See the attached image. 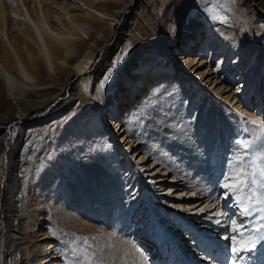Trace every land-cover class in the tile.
<instances>
[{
  "label": "rangeland",
  "instance_id": "1",
  "mask_svg": "<svg viewBox=\"0 0 264 264\" xmlns=\"http://www.w3.org/2000/svg\"><path fill=\"white\" fill-rule=\"evenodd\" d=\"M25 1L30 9L33 8L34 17L38 19L35 5L32 7L30 0ZM19 2L23 9V3L21 0ZM250 2L251 0H133L127 9L118 11L117 19L102 37L96 60L93 65L89 64L92 65L88 75L91 76L94 96L101 104L105 117L100 108L94 106V103H97L95 98L84 96L81 92L76 77L69 90L51 108L27 113L18 109L12 119L0 122V134L5 131L10 138L5 146L0 140L1 264H43L45 256L50 253L47 251L50 244L54 247L51 251H55L54 264H70V261L76 260L77 257L84 261V264H87L86 257L91 258L92 264H109L110 261L116 262L121 258V251H111L116 249L114 245L117 237H124L125 240L129 237L123 235H131V241L138 243V247L146 252L148 261L155 264L149 258L152 253L149 254L148 249L137 238H143L139 235V229L144 228L142 223L153 215V208L156 207L159 216L154 220H157V224H161L160 220L163 224L170 222V225H173V228H170L174 230L173 235L176 238L182 236L180 241L184 240L183 248L191 246V240L188 235L184 237V233L181 234L184 226L181 229L176 228L182 226L178 219L189 223L187 218H190L197 225L205 222L217 225L214 213L225 212L228 207L227 202L221 206L224 190L219 184L223 182V175L231 170L237 158L247 154L238 142H252L253 147L249 151L264 146V134L261 131L264 129L263 72L248 94L236 91L240 81H244L251 74L255 63L253 65L252 59L247 70L242 67L245 57L241 56L242 60L240 59L238 67L232 72L229 68L234 67L237 59L233 57L236 53L230 54L234 45L230 44L229 49H223L226 44L224 42L217 47L222 40L218 35L220 28L228 32L235 29L234 36L238 37V40L244 37L243 44L236 48L241 52L246 50L244 46L254 32L259 31L264 35V16L259 13L257 5H251ZM48 5L50 8L53 6L51 2ZM37 7L40 9L39 4ZM211 9H215L225 20L222 22L213 19ZM40 12L39 10V16L42 13ZM7 15L9 13L6 11L4 16ZM245 28L247 31H241ZM159 37L165 39L170 52L152 48L154 43L147 42L155 41ZM214 44H217L216 47ZM212 49L215 50L214 54ZM188 53H202L204 66H209L208 70L218 68L222 56L230 54L229 59L225 61L227 67L217 75L220 79L223 73L227 74L229 70L228 73H231L233 78L222 79L229 87L220 91V95L210 94L209 99L202 92L199 93L200 88H197L194 77L180 74L184 72L182 70L178 73L183 56ZM79 61H83V58ZM109 70L111 75L105 82L103 78L108 75ZM1 79L0 99L5 100V104L9 101L8 97L14 100V95H20L21 91L18 89L22 87H26L28 96L33 99L57 89V84L52 86L53 82L49 88L30 84L23 86L22 82H19V88H14L13 91ZM202 84L207 85V79ZM211 87L213 88L214 84ZM190 94V100H196L194 106L187 104ZM107 118L115 124L116 131L107 124ZM255 133L260 134L258 139H263L262 142L256 140ZM129 135L136 140L144 139L146 144L133 152L130 147L127 152L123 148L132 144L125 146L123 141ZM126 143L127 140L124 144ZM186 144L190 149L196 145L198 161H187V151L184 148L178 153L174 151L175 148ZM13 151L18 154V170L12 175L8 163ZM179 152L181 155H178ZM129 153L134 155L141 170L147 171L144 175L141 174L145 177L146 184L150 182L149 175L151 178L164 180L153 184V193L147 192L143 181L135 186L137 179L141 180L140 174L135 182L130 179L131 176H127L132 167L130 163L129 167L125 166L123 159L130 156ZM199 161L200 164L196 163ZM130 162L132 163L131 159ZM195 164L204 167L205 172H201L203 185L209 187V191L218 189V198L211 201L214 203L212 207L200 211L208 205L209 202H206L184 218L187 212L179 213L178 210H183L182 206H185L184 209L194 206L198 196H194V200L190 202L181 200H187L195 191L190 194L186 189L175 193H167L166 190L165 195L158 194L163 188L174 186L175 180L179 178L189 179L191 176L192 179L190 167L194 168ZM175 171H178L177 175L183 172L184 177L176 178L172 173ZM203 185H200L202 191L206 190ZM209 191L202 195L206 196L205 200L210 201L208 196L212 191ZM175 194L182 195V198L172 196ZM149 195L154 202L150 203ZM11 196L13 201L10 202ZM113 196L115 199L117 197L114 202L111 201ZM171 206L180 208L172 211ZM130 207L134 210L128 213ZM231 207L234 209L235 205L232 204ZM148 209L151 215L148 214ZM164 209L176 214L177 220ZM124 213L128 214V225L121 219ZM227 213L229 214V211ZM110 214L114 216L113 220ZM233 218L244 219L238 213ZM219 219L224 221L226 217L221 216ZM31 222H36L33 229L28 227ZM203 226L209 227L211 231V225ZM138 227L140 228L136 229ZM46 229L49 230L51 238L44 241L41 238L44 237L43 232ZM158 231L156 230L154 235H158ZM195 231L197 232L192 238L199 242L204 240L203 237L205 243L209 239L220 243L223 239V235L218 240L199 227L195 228ZM114 234L117 237H114ZM85 238L87 245L84 244ZM220 244L226 249L224 243ZM216 248H213V252ZM218 252L222 253V250ZM157 256L159 257V254ZM199 259L205 261L208 258L199 256ZM118 262L134 264L132 258H122Z\"/></svg>",
  "mask_w": 264,
  "mask_h": 264
},
{
  "label": "bare ground",
  "instance_id": "2",
  "mask_svg": "<svg viewBox=\"0 0 264 264\" xmlns=\"http://www.w3.org/2000/svg\"><path fill=\"white\" fill-rule=\"evenodd\" d=\"M21 2L23 3L26 13L25 11H23L24 8L22 9L19 0H12L11 5L8 3V0H0V79L2 78L5 81L6 85H8L7 87H9L11 90L13 89V91H14V88L16 89L19 88L18 86L19 82H22L21 85L24 84L25 86H27L26 84H30L32 86L37 85L40 87L43 86V87H48V88H49V85L53 82L52 86L55 87L54 84H57V89H55L53 92L47 95L44 94V96L33 99L28 96L27 94L28 90H26V87L25 88L22 87L18 89L21 91V94L16 95L18 97L14 95L13 97L14 100H10V98L8 97L9 101L5 104V100L0 99V122L4 120L12 119V117L16 116V112L18 111V109L23 110V113L24 112L27 113L28 111L38 112L43 109L47 110L51 108L52 105L57 103L62 98V95L66 91L69 90L72 81L76 77L78 78L77 86L80 88L81 92L84 94V96L88 95V96H91L92 98H95L97 103L93 102L94 106L96 107L98 106L100 108V111L103 113L105 117L106 115L104 113V110L102 109L101 104L99 103L97 98L94 96L91 76L88 75V73L93 65V62L97 58L98 49L102 44V37L105 36V34L107 33L108 27L112 25V23L117 19L118 11L122 9L123 10L127 9L129 6H131L130 4L133 2V0H30V2L32 3V7L33 5H35L38 19L34 17V14L32 12L33 8L30 9L29 6H27L29 4L26 3L25 0H21ZM50 2L53 5L51 8L48 5V3ZM250 3L251 5L252 4L257 5V8L260 11L259 13L262 16H264V0H251ZM38 4L40 6V9L37 7ZM39 10L42 12V13L40 12L41 16H39L40 14H38ZM6 11L9 13V15L4 16V13H6ZM17 17H19V19H17ZM218 31H220L218 32V35L221 36L222 40H220L219 45H217L218 43L214 44V47H216L217 45V47L219 48L220 44L222 45L224 42H226V44L223 45L224 46L223 49H229L230 44L234 45L232 47L233 50L230 52V54L236 53L233 57H236L237 59L234 62V67L229 68V70L231 69V71L233 72L238 67L241 56L242 58L245 57V60L242 66L245 69L249 67V64L252 61V59H253V65L255 63L254 69H252L251 74H249L248 78L245 79L244 81H240V84L237 87V89H239V92L248 94L252 90L253 85L259 81V78L262 72L264 75V35L262 33L261 35L259 31L254 32V34L249 38V41H247V43L244 46L246 47V50L243 49V52H241L237 50L236 48L238 47L239 44H243V41H244L243 36L238 40L237 39L238 37L236 38L234 36L236 34L235 29L234 31L231 30L233 32H228V30L227 31L221 30V28ZM241 31H247V28L242 29ZM147 42L154 43V45H152V48H155V49L160 48L163 52H166V51L170 52V48L168 44L166 43L165 39H160L159 37L155 41L147 40ZM211 51H212V54H214L213 51L215 52V50L212 49ZM243 53H246L247 55ZM230 54L228 55L225 54L224 56H222V59L220 60V64L218 68H216L217 70L216 69L208 70L209 66H204L205 61H204V57L202 56L203 55L202 53H198L196 55L192 53L191 54L188 53L187 55L183 56V63L180 64L178 73H180V71L182 70L184 72L180 74L182 75L186 74L185 76L194 77L195 79L194 81L198 85L197 88H200L199 93L202 92V94L206 95L207 98L210 96V94H213L214 96L220 95V91L225 90L226 88L229 87V85H227L226 82L223 81L222 79L233 78L232 75H230L231 73L230 74L228 73L229 70L227 74L223 73L222 77L220 78L221 80L218 79V76H217L218 73H220L221 71H223V69L227 67L225 61L229 59L228 57L230 56ZM81 58H83V61H79ZM90 63H92L91 66H89ZM205 73L207 74L205 75ZM212 75L214 76L212 77ZM206 79H207V85L205 84L203 85L202 82L206 81ZM208 81L210 83H208ZM227 83L231 84L230 82H227ZM213 84H214V87L212 88L211 86ZM246 84H248L247 87L245 86ZM7 87L5 88L7 89ZM244 87L246 88L244 89ZM13 91L11 92L15 93ZM191 95L192 94L188 96V101H187L188 106H194L196 104V100L195 101H192L193 99L190 100ZM214 100L215 102H217L218 101L217 97H215ZM107 124L110 125L113 131L115 130L114 129L115 124L113 125L111 123V120L108 118H107ZM200 126H199V129L201 130ZM122 127L123 125L121 126V128ZM119 130L121 131V129ZM197 133L199 134V131ZM255 134H256V140L262 142L263 139L262 140L258 139L260 138V134L259 133H255ZM128 137H130L129 140H128ZM9 139H10L9 134L5 131H2L0 134V140L3 146H5L6 141H9ZM126 140H127V143L124 144ZM129 143H131L132 145H130L129 147L126 146ZM145 144L146 142L144 139L136 140L135 138L129 135L123 141V145L126 146V148H123V149L124 150L126 149L128 152L131 147L132 149L130 150L133 152L134 150H137L141 145H145ZM159 146L160 145H158V148ZM188 147L189 145L186 144L184 146L177 147L175 149L173 148V149L176 153H178V151L181 148L182 149L184 148L187 151V155H186L187 161H191L192 163H194V161L198 159L196 158V156H198L196 155V150H195L196 145L195 147L193 146L191 149ZM128 155H130V153ZM178 155H181V152H179ZM17 156H18L17 151H13L9 159L8 168L11 171L12 175L14 174V172H17L18 170L16 168L17 161H18ZM130 159L132 160V163L130 162ZM200 161L196 163L200 164ZM102 162H104V160ZM129 163L132 167V170L127 176H131L130 179L133 180V182H135L137 177L139 178L140 176L141 178V180L137 179L135 186H137L138 183L143 181V183H145V188L148 190L147 192L150 191L151 193H153L154 191L153 184L154 183L159 184L160 181H164L160 178L159 179L151 178L152 176L149 175L148 177H150L149 178L150 182L149 184H146L145 177L141 176V174L144 175V173H146L147 171L144 172L141 170V167L138 166V161L132 154L123 159V164H125V166L129 167ZM152 164H154V162ZM189 164L191 163H188V165ZM198 164H195L194 168H192L193 167L192 164H191L192 167L189 166L191 168L190 173L191 175H193L192 179H190L191 176L189 175V172H188V175L190 176L189 179H187V177H184L183 172H182L183 175L182 174L177 175L178 171L172 172L176 178H179V176H183L185 180L187 181H185L184 178L182 179L179 178L175 180L174 186L163 188L162 192L158 194V195H162V194L165 195L166 190H167V193L170 191L175 193L179 190L182 191L183 189H186L185 191H187V193H190V194L192 191H195V194L189 195L187 200H181L183 202L184 201L190 202L194 200V196L196 195L198 196V197L196 196L198 201L194 203V206H191L188 209H184L185 206H182L181 209L183 210L181 211L178 210L179 213L187 212V215L186 217L184 216V218H187L188 216H190V213L192 212L193 209L198 208L199 206H201L202 204H205L206 202L207 203L209 202L207 205L208 207H212L214 203H211V201H213L216 198L215 196L217 194L218 189L216 188H215L216 190L211 189V191L213 190L211 192L209 191V187L206 188L205 184L203 185L204 180L202 179L201 172H205V170L203 171L204 167L201 168ZM136 165H137V168H136ZM204 165L201 164V166H204ZM206 166H208L207 163H206ZM189 167L187 169L188 171L190 170ZM189 180H192V181H189ZM183 181L184 183H180ZM212 184L213 183H211V185ZM200 185L205 186L206 190L204 189L202 191L201 190L202 188ZM90 186H91V183H90ZM181 186H184V187L181 188ZM210 187L212 188V186ZM207 190L211 192L210 195L208 196L209 198H211L210 201L209 199L205 200L206 196L202 195L205 192H207ZM115 191H116V188H115ZM109 192L111 191L109 190ZM172 196H176L178 197V199L182 198V195L180 194H175ZM113 197L114 198L111 199L112 202L116 201L117 199V197L116 199H115V196ZM148 199L150 203L154 202L153 199L150 198V195L148 196ZM11 201H13V196L10 197V202ZM105 203L107 204L108 200H106ZM105 203H104V206H105ZM217 206L219 205L217 204ZM178 208H180V206H171L172 211H177ZM132 210L134 209L130 207L127 212L128 213L132 212ZM98 212L99 210L96 213ZM147 212L148 214L151 215V211L149 212V209L147 210ZM157 213L158 212L156 208H153V215L148 220L142 223L144 228L143 229H139L140 227L136 228V229H139V233L141 234L147 229L148 233L146 237L142 236L143 238L147 239L149 235L151 234L154 235L156 233V230H159V228H157V220L156 221L154 220L156 219ZM110 217L112 220L114 219V216L112 214H110ZM121 219L124 220L125 225H128L127 224L128 214L124 213ZM187 220L189 221L190 224H194L190 218H187ZM160 223L163 224L161 220H160ZM35 226H36V222H31L30 224H28V227L30 229H33V227ZM172 226L173 225L169 224L167 227H172ZM192 226L194 228H197L195 225H192ZM181 227L182 226H177L176 228L181 229ZM169 229L163 226V232H161L160 230L158 231L159 233L157 232L158 234L157 236L159 238L158 242L160 246H164V243H168L167 246H170L171 243L176 240V237L172 233V231L174 230L170 231ZM185 229H186V225L184 226V230ZM47 230L48 229H46V231L43 232L44 237L41 238L44 241L47 238H51L50 232L49 230L48 231ZM184 230H183V233L185 232ZM113 236L117 237L115 234ZM123 236L125 237L129 236L130 238L127 237L126 238L127 240H125L123 239L124 237H121V239L117 237L116 239L117 242H115L116 240H114L115 242L114 248L116 249H113L112 251L110 250L111 253H113V251L114 252L121 251L120 252L121 258L116 260V262L110 261L109 264H118L119 263L118 261H121L122 258H126V259L132 258V261L134 262V264H151L148 261V258L146 257V252H144V250L142 251L141 248L138 247V243L134 244L133 240L131 241L132 236L131 235H123ZM184 236L187 237V234H184ZM143 238L141 240H143ZM209 238H212V237H209ZM137 239L141 241L139 238ZM188 239L190 238L188 237ZM203 239L205 240L204 237ZM204 240H201V242L205 243ZM219 245L221 244L213 241V244L211 245L210 249L213 251V248L217 247L216 249H214V251L217 252V254H220L218 251L222 250V245L221 247H219ZM225 245L226 244L224 243V246ZM207 246L208 245L206 242L205 247ZM49 247L50 248L47 249V251L50 253L45 256V262L43 264H54L53 262L55 259V256H54L55 251L54 250L51 251V249H53L54 247L52 244H50ZM155 250L156 248H154L153 251ZM197 250L198 249H196L192 255L191 254L186 255L188 258H190L189 262H191L192 264L205 263V261H200L199 259L200 254L196 253ZM170 251H172L173 253L175 252L171 249V247H170ZM185 251L186 250H184L183 253H185ZM192 251H193V247L189 248L188 252H192ZM160 253L161 251L159 252V254ZM208 259H205V260H208ZM211 261L213 262L212 259ZM186 264H190V263H186Z\"/></svg>",
  "mask_w": 264,
  "mask_h": 264
},
{
  "label": "snow or ice",
  "instance_id": "3",
  "mask_svg": "<svg viewBox=\"0 0 264 264\" xmlns=\"http://www.w3.org/2000/svg\"><path fill=\"white\" fill-rule=\"evenodd\" d=\"M8 3L11 5L12 0H8ZM210 12L213 19L222 22L225 20L215 9H211ZM109 75L111 70L104 76L105 82ZM261 131L264 134V129ZM238 145L247 154L237 158L231 170L223 175V182L219 184V187L224 190L223 199L229 206L234 204L236 212L229 215L227 211H216L215 223L218 226L227 225L226 233L228 234H224L223 239L228 242L230 264H258V256L261 258L259 264H264V146L249 151L253 147L252 142L242 141L238 142ZM207 207L205 205L200 211H204ZM237 213L244 219L233 218ZM221 216H225L226 219L222 221L219 219ZM87 243L85 238L84 244L87 245ZM212 244L213 241L209 239L207 245L211 247ZM205 254L214 258L210 252ZM86 259L87 264H92L90 257ZM70 264H84V261H80L77 257L76 260L70 261Z\"/></svg>",
  "mask_w": 264,
  "mask_h": 264
}]
</instances>
